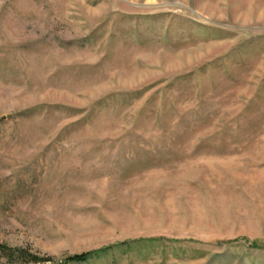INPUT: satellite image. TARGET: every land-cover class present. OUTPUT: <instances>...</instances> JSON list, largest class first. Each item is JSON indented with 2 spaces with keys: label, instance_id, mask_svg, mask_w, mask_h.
<instances>
[{
  "label": "rangeland",
  "instance_id": "obj_1",
  "mask_svg": "<svg viewBox=\"0 0 264 264\" xmlns=\"http://www.w3.org/2000/svg\"><path fill=\"white\" fill-rule=\"evenodd\" d=\"M0 244L264 264V0H0Z\"/></svg>",
  "mask_w": 264,
  "mask_h": 264
},
{
  "label": "trees",
  "instance_id": "obj_2",
  "mask_svg": "<svg viewBox=\"0 0 264 264\" xmlns=\"http://www.w3.org/2000/svg\"><path fill=\"white\" fill-rule=\"evenodd\" d=\"M0 253L3 255V257H6L8 261H18L20 264L24 263H39L43 261L51 260V258H43L38 256L37 254H34L30 252L27 248H11L7 245L0 244ZM91 255V252H84L80 254H74L72 256H68L65 260V262H59L55 264H68L71 262H86Z\"/></svg>",
  "mask_w": 264,
  "mask_h": 264
}]
</instances>
